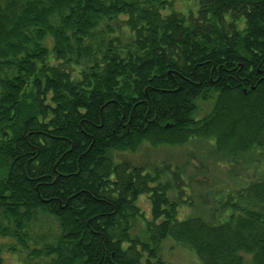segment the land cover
I'll list each match as a JSON object with an SVG mask.
<instances>
[{
	"label": "trees",
	"instance_id": "obj_1",
	"mask_svg": "<svg viewBox=\"0 0 264 264\" xmlns=\"http://www.w3.org/2000/svg\"><path fill=\"white\" fill-rule=\"evenodd\" d=\"M198 139L254 171L210 218H179L191 188L169 166L112 155ZM168 238L264 264V0H0V264H168Z\"/></svg>",
	"mask_w": 264,
	"mask_h": 264
},
{
	"label": "rangeland",
	"instance_id": "obj_2",
	"mask_svg": "<svg viewBox=\"0 0 264 264\" xmlns=\"http://www.w3.org/2000/svg\"><path fill=\"white\" fill-rule=\"evenodd\" d=\"M175 5L179 8V2ZM197 105L198 111L194 115V119L200 120L212 109L213 102L199 100ZM202 142L199 139L192 140L182 147H164L162 149H154L151 145L145 143L135 153L123 152L113 153L112 155L118 163L126 161L130 162L133 166H145L151 169L158 168L163 164L169 166L170 177L168 175L164 176L163 182L171 181V173H178L181 180H184V185H186V182H189L188 184H190L191 188V191L188 189L187 193L191 192L192 199L184 203L183 207L185 208H179V218L183 220V218L189 217H206L208 215L209 203L211 202V207L215 206V202H212V197L215 198L214 200L224 197L220 189H222V193L224 191L226 194L228 192H235L253 181L254 171L252 168L247 167L246 172H240L234 176L230 172L234 167L231 163L222 161L221 166L218 167L214 162L209 161L211 157L210 149L206 146L208 143ZM193 155L196 157L195 161L192 159ZM197 160L201 164L209 165V170L207 168L206 171H209L210 175L206 176L205 170L197 165ZM206 179L209 180L207 181ZM204 182L207 184H204ZM223 182L225 183L221 186ZM211 188L215 191H206ZM172 190L170 191V195L172 199H175V192ZM216 192L220 194L217 195ZM137 203L142 210L143 217L136 219L131 233L132 235L142 236L146 230L144 218L148 220L152 218L151 202L148 195H143ZM207 218H210V216L208 215ZM4 257L5 264H23L22 261L25 259L24 256L16 257L8 253H5ZM159 257L168 264H202L199 257L192 250L176 243L170 238L162 243Z\"/></svg>",
	"mask_w": 264,
	"mask_h": 264
}]
</instances>
